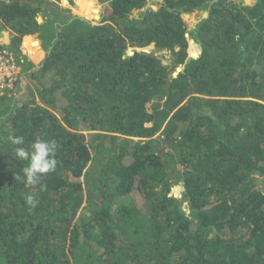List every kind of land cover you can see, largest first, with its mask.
I'll return each instance as SVG.
<instances>
[{
    "label": "trees",
    "instance_id": "obj_1",
    "mask_svg": "<svg viewBox=\"0 0 264 264\" xmlns=\"http://www.w3.org/2000/svg\"><path fill=\"white\" fill-rule=\"evenodd\" d=\"M58 1L0 0L21 67L0 92V264H264V0H108L98 20ZM15 136L57 143L36 185Z\"/></svg>",
    "mask_w": 264,
    "mask_h": 264
},
{
    "label": "rangeland",
    "instance_id": "obj_2",
    "mask_svg": "<svg viewBox=\"0 0 264 264\" xmlns=\"http://www.w3.org/2000/svg\"><path fill=\"white\" fill-rule=\"evenodd\" d=\"M92 6L87 10L84 11L80 8L77 7L76 0H60L58 1V8L61 9V11L65 14L69 15H79V16H84L88 19H95L98 20L100 15L105 9V6L108 3V0H93ZM150 4V3H149ZM156 7V6H155ZM206 12L204 10H194L193 12L190 13H185L184 19L186 21V28L190 29L192 28L196 22H198L201 17L205 16ZM33 35L36 34L34 42H37V45H34V48L30 46L28 50H23V45H22V50L21 54H24L26 58H28V61L30 62H37L46 52V48L48 47L46 41L43 39L41 33L39 31L32 33ZM30 36L27 35V38ZM24 51V52H23ZM155 54L162 60L164 64L171 65V56L170 52L163 49V50H156ZM177 69V68H176ZM174 70L173 72H175ZM18 87V88H17ZM16 92L19 94L23 95L24 99L29 98L30 94H36L35 88L29 83V81L26 79L25 76H22V81L18 84ZM34 96V95H33ZM36 99H38L37 96H35ZM8 103L10 104L9 97H6L2 100H0V113L5 111L7 109ZM174 190L176 192L177 199L181 198V190L182 188L179 186H175ZM183 205H186L185 202Z\"/></svg>",
    "mask_w": 264,
    "mask_h": 264
},
{
    "label": "clouds",
    "instance_id": "obj_3",
    "mask_svg": "<svg viewBox=\"0 0 264 264\" xmlns=\"http://www.w3.org/2000/svg\"><path fill=\"white\" fill-rule=\"evenodd\" d=\"M15 146L13 156L27 164L21 169L24 182L27 186L36 185L43 176L54 172L57 165L55 154L57 143L54 140H45L37 137L29 147H24L25 140L22 136L10 138ZM25 201L28 205L35 203L32 195H26Z\"/></svg>",
    "mask_w": 264,
    "mask_h": 264
},
{
    "label": "built area",
    "instance_id": "obj_4",
    "mask_svg": "<svg viewBox=\"0 0 264 264\" xmlns=\"http://www.w3.org/2000/svg\"><path fill=\"white\" fill-rule=\"evenodd\" d=\"M2 44L0 40V92L14 87L21 70L15 55L7 47H3Z\"/></svg>",
    "mask_w": 264,
    "mask_h": 264
},
{
    "label": "crops",
    "instance_id": "obj_5",
    "mask_svg": "<svg viewBox=\"0 0 264 264\" xmlns=\"http://www.w3.org/2000/svg\"><path fill=\"white\" fill-rule=\"evenodd\" d=\"M29 38H27V36H25L24 38H23V41H22V45H23V50H28L29 48H30V46L32 47V48H34V45L36 46L37 45V42L35 41H33V40H35V37H36V34H29ZM24 52V51H23ZM23 75H21V77H22Z\"/></svg>",
    "mask_w": 264,
    "mask_h": 264
},
{
    "label": "water",
    "instance_id": "obj_6",
    "mask_svg": "<svg viewBox=\"0 0 264 264\" xmlns=\"http://www.w3.org/2000/svg\"><path fill=\"white\" fill-rule=\"evenodd\" d=\"M38 20H40V17L38 18ZM180 68L179 67H177V69H176V72L179 70ZM176 72H174L173 74L175 75L176 74Z\"/></svg>",
    "mask_w": 264,
    "mask_h": 264
}]
</instances>
